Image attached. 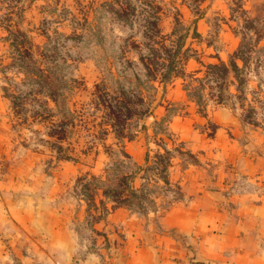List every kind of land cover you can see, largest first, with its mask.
I'll return each instance as SVG.
<instances>
[{"label":"rangeland","instance_id":"1","mask_svg":"<svg viewBox=\"0 0 264 264\" xmlns=\"http://www.w3.org/2000/svg\"><path fill=\"white\" fill-rule=\"evenodd\" d=\"M180 206L219 259L166 224ZM52 221L84 264L159 258L161 236L189 264L264 248V0H0V264H48Z\"/></svg>","mask_w":264,"mask_h":264},{"label":"crops","instance_id":"2","mask_svg":"<svg viewBox=\"0 0 264 264\" xmlns=\"http://www.w3.org/2000/svg\"><path fill=\"white\" fill-rule=\"evenodd\" d=\"M191 208L184 209V207H176L169 210V214L166 215V224L179 225L187 233H193L198 235V241H196L198 257L201 259L207 258L214 260L219 259V255L216 253L215 242L217 240L212 239L210 235L205 234L208 229V222L204 220V211H198L199 214L196 215L192 221L178 219V215L181 210H190ZM44 232H46L47 239L41 240L46 244V248L39 250L40 261L47 262L48 264H84L87 262L83 260L82 262L77 261V247H76V236L75 231L66 223L54 222L49 224H42ZM203 231V233H200ZM200 233V234H199ZM200 235V236H199ZM204 235L203 237H201ZM207 237V238H206ZM172 238V237H171ZM167 236L158 237L156 240L157 246L161 249V254L159 258H156L149 248H144L147 253L145 256H139L142 252H132L131 244L129 245V264H189L187 254H185L184 246ZM131 243V242H130ZM245 243H241L239 253L229 256L226 260V264H249V257L251 261L256 264H264V248L260 249L257 247L254 254V249L250 251L245 247ZM219 248L222 245H218ZM42 251V252H41ZM48 252V253H47ZM246 254V255H245ZM41 258V259H40ZM43 258V259H42ZM94 259V261H93ZM90 259V261L95 262V258ZM89 260V259H87ZM215 261V260H214ZM218 261V260H217ZM223 262V261H220ZM43 264V263H42ZM89 264V263H87ZM96 264V262H95Z\"/></svg>","mask_w":264,"mask_h":264},{"label":"trees","instance_id":"3","mask_svg":"<svg viewBox=\"0 0 264 264\" xmlns=\"http://www.w3.org/2000/svg\"><path fill=\"white\" fill-rule=\"evenodd\" d=\"M154 25L157 27L158 25V21H153ZM194 32L199 35L200 33L197 31V28L194 27ZM185 35H184V39H185ZM183 39V41H184ZM163 44H165L164 42H162ZM185 42H181L180 44V48H178V52H180V50L183 48ZM166 46V45H165ZM151 52L149 54H141V60L146 68V75L151 76L152 78H154V76L156 75L157 69L160 67V65L164 62L160 61L159 59V55L160 52L158 50V48L155 45H151ZM170 50V49H169ZM176 53H173L172 55L174 56ZM172 56L171 62L174 60V57ZM184 60L188 59V56H183ZM24 61V65H26L25 67L28 68L29 67V60H26L25 58L23 59ZM236 63V62H234ZM233 63V64H234ZM170 68L173 69L175 68V64L174 61L172 62V64L170 65ZM229 68V64L225 61H222V65H221V70L223 72L228 71ZM171 71V70H170ZM169 72H167L168 75ZM126 96V100L121 102V109L123 110V108H125V112L129 111L132 112L133 110V105H131L130 102L133 101V99L125 93ZM105 192H109V190L105 189ZM111 193V197L114 201H116L117 205H122V204H127L129 203V199L122 197L120 195V191H110ZM102 201V199H101Z\"/></svg>","mask_w":264,"mask_h":264}]
</instances>
